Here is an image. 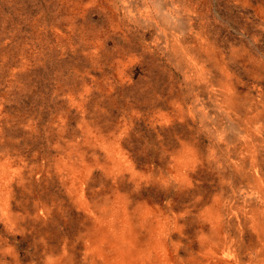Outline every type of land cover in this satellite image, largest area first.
Listing matches in <instances>:
<instances>
[{
    "label": "rangeland",
    "instance_id": "1",
    "mask_svg": "<svg viewBox=\"0 0 264 264\" xmlns=\"http://www.w3.org/2000/svg\"><path fill=\"white\" fill-rule=\"evenodd\" d=\"M0 264H264V0H0Z\"/></svg>",
    "mask_w": 264,
    "mask_h": 264
}]
</instances>
